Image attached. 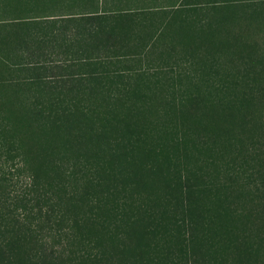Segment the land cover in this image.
<instances>
[{
	"label": "trees",
	"instance_id": "obj_1",
	"mask_svg": "<svg viewBox=\"0 0 264 264\" xmlns=\"http://www.w3.org/2000/svg\"><path fill=\"white\" fill-rule=\"evenodd\" d=\"M29 2L33 8L0 26L13 41L50 44L16 65L29 71L23 83L74 95L27 112L75 158L61 180L44 182L14 130L11 139L0 125V182L8 180L2 166L12 179L27 170L37 202L28 213L20 204L0 214V264H264L256 215L233 206L234 186L216 169L231 163L224 157L233 150L216 120L244 116L252 94L219 87L207 95L190 74L175 79L155 70L159 61L142 64L159 47L158 27L186 33L201 2ZM204 25L198 37L215 53L211 24ZM146 28L152 33L144 36ZM44 230L65 244L48 246Z\"/></svg>",
	"mask_w": 264,
	"mask_h": 264
},
{
	"label": "rangeland",
	"instance_id": "obj_2",
	"mask_svg": "<svg viewBox=\"0 0 264 264\" xmlns=\"http://www.w3.org/2000/svg\"><path fill=\"white\" fill-rule=\"evenodd\" d=\"M29 1L0 0V21L9 22L17 14H25L34 6ZM199 1L201 6L192 13L186 24V33L173 26L158 27L160 35L155 38L159 39V47L154 53L142 56V64L146 63L145 57L153 67L159 61L160 65L154 67L155 70L163 67L161 70H169L175 79L180 73L190 74L194 79L201 80L197 89L207 90V95L219 87H225V91L234 87L237 92L252 94L244 116L239 114L232 118L227 116L230 119L223 117L216 120L223 123L221 130H226L225 136L233 143V150H229L224 157V160H232L231 163L224 167L217 165L216 169L221 170L222 181L234 186L233 206L246 212L252 210L251 214L257 217L258 230L264 237V0ZM202 23L204 26L211 24L214 41L218 43L215 53L207 51L202 45L204 37H198L197 29ZM141 33L146 36L152 32L146 28ZM5 35H12V32L0 26V125L9 128L6 135L11 139L14 130L29 168L40 179L44 182L55 177L61 180V170L75 158V154L67 152L58 140L56 142L53 137L45 136L28 117L27 107L48 99L70 100L74 95L67 96L58 89L49 90L23 83L29 71L17 67V62L30 59L31 52L40 55L43 49L45 52L52 49L48 42L39 44L31 39L13 41L14 38ZM182 38L187 39L186 44L182 43ZM165 61H170L171 65ZM3 160L4 157L0 156V161ZM222 163L226 164V161ZM2 169L8 180L0 182V195L5 199L1 201L0 214L11 216L12 208L20 204H23L25 213L30 212L37 202L27 183V170L22 176H13L12 179V169L7 166H2ZM66 209L70 211L69 207ZM42 233L47 235L48 246H57L59 242L65 244L64 239L48 237V230Z\"/></svg>",
	"mask_w": 264,
	"mask_h": 264
}]
</instances>
